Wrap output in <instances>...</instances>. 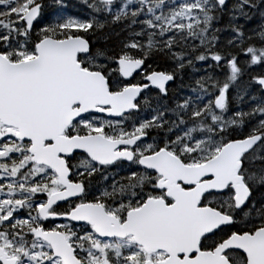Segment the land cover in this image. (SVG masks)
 Returning <instances> with one entry per match:
<instances>
[{"label": "snow or ice", "instance_id": "1", "mask_svg": "<svg viewBox=\"0 0 264 264\" xmlns=\"http://www.w3.org/2000/svg\"><path fill=\"white\" fill-rule=\"evenodd\" d=\"M0 264H264V0H0Z\"/></svg>", "mask_w": 264, "mask_h": 264}, {"label": "trees", "instance_id": "2", "mask_svg": "<svg viewBox=\"0 0 264 264\" xmlns=\"http://www.w3.org/2000/svg\"><path fill=\"white\" fill-rule=\"evenodd\" d=\"M70 3H72V4H76L77 3V0H70ZM76 11H78V9L77 8H72V12H76Z\"/></svg>", "mask_w": 264, "mask_h": 264}]
</instances>
